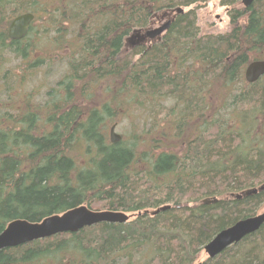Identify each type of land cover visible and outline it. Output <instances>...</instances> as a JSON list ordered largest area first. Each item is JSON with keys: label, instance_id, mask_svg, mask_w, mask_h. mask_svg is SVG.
<instances>
[{"label": "trees", "instance_id": "16d2710c", "mask_svg": "<svg viewBox=\"0 0 264 264\" xmlns=\"http://www.w3.org/2000/svg\"><path fill=\"white\" fill-rule=\"evenodd\" d=\"M209 1L0 0V61L14 54L39 70L29 56L48 38L67 52L66 73L35 111L16 106L24 77L10 88L0 62V83L17 91L0 100V232L81 204L135 215L4 248L0 264H264V223L196 262L218 231L264 205V74L243 78L264 59V0H219L229 29L204 33L196 8ZM164 10L175 11L169 28L147 37ZM24 12L34 14L29 31L11 40ZM95 88L102 100L90 105ZM117 116L129 136L112 143L105 119Z\"/></svg>", "mask_w": 264, "mask_h": 264}, {"label": "water", "instance_id": "95a60500", "mask_svg": "<svg viewBox=\"0 0 264 264\" xmlns=\"http://www.w3.org/2000/svg\"><path fill=\"white\" fill-rule=\"evenodd\" d=\"M256 0H241L244 7H248ZM177 12H182L177 9ZM34 20V14L24 12L11 19L7 35L11 40H20L27 35L31 22ZM171 19L153 30L145 31L146 36L155 38L164 33L170 26ZM264 74V59L249 61L243 69V78L247 83H253ZM109 140L117 143L121 140V135L115 132V124L109 129ZM260 189V188H259ZM257 189H252L256 192ZM250 190L245 191L248 194ZM243 194V193H242ZM232 197L239 198L240 194H230ZM213 198L212 201H216ZM208 201V200H205ZM168 205L160 207L151 214L159 210L168 208ZM147 212V211H146ZM135 215L119 210H93L85 204H81L61 213L51 214L40 221L32 222L26 219L16 218L9 221L0 232V250L8 247L18 246L34 240L47 238L60 233H74L80 229L92 226L98 223H125L131 220ZM264 223V211L255 215L241 218L230 226L218 231L205 245L204 251L207 257L212 259L227 247L239 242L248 234L256 232ZM43 264V263H35Z\"/></svg>", "mask_w": 264, "mask_h": 264}, {"label": "rangeland", "instance_id": "374dc122", "mask_svg": "<svg viewBox=\"0 0 264 264\" xmlns=\"http://www.w3.org/2000/svg\"><path fill=\"white\" fill-rule=\"evenodd\" d=\"M174 13H175L174 10L160 11L158 15H154L152 17L150 25L144 31L153 30L154 28L159 27L167 20L171 19ZM196 15H197V20H196L197 25L199 26L201 32L223 33L229 29V18L226 13V8L225 6L219 4V0H211L201 5L200 7H197ZM142 33L143 32H140L139 35H141ZM50 39L51 38L46 39L48 40L47 42L46 40L42 39L36 47L35 54H33L32 51L31 55L29 56L30 61L33 62L34 59H39L43 65V67H41L39 70L37 69L34 72L33 70L29 72V70H27L23 65L21 66L22 61L19 56L14 54H6L5 52L2 54L3 57L0 61L1 67L3 68V70L9 69L8 73L4 76L5 84L6 85L9 84L10 88L11 87L14 88L15 86L18 85L15 84L14 82L17 81L20 82L21 80H23L22 77H24V83L21 85L19 91L22 92L19 95L18 99L15 98V100H16V106L20 104V101H22L21 104L24 103L26 100L27 102H30V106L28 107L25 106L24 109L25 111L27 110L35 111L37 105L43 108V105L45 104L46 101V91L50 87L56 86L58 80L61 79V77L66 73L67 67H66V60L64 58V55H67V52L58 48L55 44L50 43L51 42ZM30 40H33V30L30 35ZM43 49L44 51H46L45 55H43L42 53ZM3 87H4V83L2 84L0 83V100L1 101L3 100V103L5 102V107H6L7 106L6 104L10 101L11 96L12 98H14V94L16 95L17 91L15 92L7 91L5 90L6 87H4V89L2 90ZM95 89L92 91H96V95H95L96 97L88 98L90 105L96 104L94 100H96L97 98L99 102L100 100H102V95L99 92L100 88H95ZM54 94H56L55 91ZM34 107L35 109H33ZM127 120H128L127 117H119V116L112 119L110 118L105 119V130L107 132V135H109L110 127L113 124H115V132L121 135V139H124L127 136H129ZM174 142L175 141H168V142L164 141L163 143L165 144L163 145L176 144ZM75 155L78 160H82L83 157L80 154H75ZM257 186H259V184H257L255 187ZM263 211H264V205H261V207L257 210V213ZM206 258H207V254L205 253L203 248L199 252L196 262L205 260Z\"/></svg>", "mask_w": 264, "mask_h": 264}, {"label": "flooded vegetation", "instance_id": "af4514ba", "mask_svg": "<svg viewBox=\"0 0 264 264\" xmlns=\"http://www.w3.org/2000/svg\"><path fill=\"white\" fill-rule=\"evenodd\" d=\"M241 5H242V3H241ZM225 8H226V7H225ZM227 9H228V8H226V12H227ZM228 18H229V17H228ZM32 22H33V21H32ZM162 34H163V33H162ZM162 34H161V35H162ZM24 37H26V36H24ZM24 37H23V38H24ZM23 38H22V39H23ZM20 40H21V39H20Z\"/></svg>", "mask_w": 264, "mask_h": 264}]
</instances>
